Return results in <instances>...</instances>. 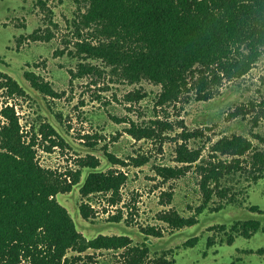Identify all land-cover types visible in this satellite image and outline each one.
I'll return each instance as SVG.
<instances>
[{
  "label": "rangeland",
  "instance_id": "obj_1",
  "mask_svg": "<svg viewBox=\"0 0 264 264\" xmlns=\"http://www.w3.org/2000/svg\"><path fill=\"white\" fill-rule=\"evenodd\" d=\"M86 10L84 0H0V73L25 91L10 94L0 80V110L14 109L22 138L35 141L40 166L57 173L81 170L83 179L90 170L82 161L90 155L98 159L97 169L126 176L115 202L111 193L82 196L79 188L58 194L57 201L85 238L127 235L131 246L149 245L148 262L165 256L171 264H195L211 250L234 244L228 253L239 257L241 264L248 260L261 264L263 257L251 259L248 253L264 251V233L244 239L231 234L230 225L264 222V177L254 182L248 173L238 174L223 183L229 188L226 198L214 195L208 200L198 165L233 158L212 157L213 143L225 136L242 135L252 142L253 149L241 158L243 165L249 164L254 149L264 150V53L241 78L200 89L193 76L178 100L160 103V85L129 82L119 68L78 54L77 43L91 38L81 22ZM25 73L34 74L52 93L33 88ZM5 123L0 114V126ZM45 125L56 134L43 136L39 129ZM143 129L152 135L138 139L131 133ZM50 138L62 139V144H53ZM183 143L200 151L196 162L177 161V148ZM107 154L122 163L112 164ZM141 159L144 164L137 165ZM158 166L186 167L185 174L166 179L156 174ZM67 179L71 181V176ZM82 203L93 210L88 219L80 217ZM174 214L195 223L174 229L162 220ZM114 216L119 222L111 221ZM146 227H155L160 236L146 235L142 231ZM230 235L233 241L227 244ZM124 251L88 249L82 256L92 255L89 264H128ZM73 255L76 252H68Z\"/></svg>",
  "mask_w": 264,
  "mask_h": 264
},
{
  "label": "trees",
  "instance_id": "obj_2",
  "mask_svg": "<svg viewBox=\"0 0 264 264\" xmlns=\"http://www.w3.org/2000/svg\"><path fill=\"white\" fill-rule=\"evenodd\" d=\"M84 1L87 10L81 22L90 29L91 38L77 43L78 54L119 68L122 78L129 82L148 80L160 85V103L178 100L193 76H197L200 89L241 78L264 53V0ZM1 74L0 80H4L10 94L25 93L11 76ZM25 78L41 93H52L34 74L25 73ZM202 97L206 99V95ZM0 114L6 120L0 126V264H89L92 255L82 256L88 249H123L128 264H171L165 256L145 261L149 245L131 246L127 235L98 234L85 238L66 208L57 201L58 194L71 192L74 185L81 183V170L57 173L41 167L36 160L35 141L22 138L14 109L6 106ZM48 127L39 129L43 136L56 134ZM131 133L138 139L152 135L145 129ZM50 140L62 144V139ZM252 149V142L242 135L225 136L213 143L212 157L219 154L233 158L198 165L202 170L200 186L208 200L214 195L226 198L229 188L223 183L238 174L246 172L254 182L264 176V150L254 149L249 164L243 165L241 158ZM107 157L112 164L122 163L113 155ZM199 158V150L188 149L186 143L178 146L179 163L191 164ZM144 162L136 160L137 165ZM98 165L94 156L83 159L82 167L90 171L79 192L82 196L111 193L115 202L126 176L112 170L101 171ZM185 168L158 166L156 174L166 179L177 178L185 174ZM91 213L88 204L79 206L82 219H88ZM119 219L111 217V221L119 222ZM162 220L174 229L195 223L177 214L163 216ZM220 228L225 229V225ZM260 229L264 227L257 220L238 221L230 227L231 234L243 236ZM142 231L160 236L155 227ZM228 240L232 241L231 235ZM188 244L194 245L195 239ZM69 251L76 255L68 256Z\"/></svg>",
  "mask_w": 264,
  "mask_h": 264
},
{
  "label": "flooded vegetation",
  "instance_id": "obj_3",
  "mask_svg": "<svg viewBox=\"0 0 264 264\" xmlns=\"http://www.w3.org/2000/svg\"><path fill=\"white\" fill-rule=\"evenodd\" d=\"M256 210H258V209L255 208L254 211H256ZM257 221H259V220H257ZM260 223H261V226L264 227V222H260ZM230 227H231V225H230ZM257 233H264V229H260L258 231L252 232L249 236H243L240 234H239V236L243 237L244 239H248ZM232 241H233V239H232ZM232 241L227 240L226 242H227V244H231ZM232 245H234V244H231V245L226 246V247L220 246L217 248V250H211L210 252L204 254L200 259H198L195 262V264H241L239 257L234 256L233 253H228V251H229L228 249H230ZM153 247H155V245H153ZM211 247H213V246H211ZM257 256L260 257V259H261V257H263V260L260 262L261 264H263L264 263V251H262L260 249V251L257 255L254 253H248V257H250L251 259L253 257L257 258ZM225 258H227V259H225ZM250 263L251 262L248 260V262L245 264H250Z\"/></svg>",
  "mask_w": 264,
  "mask_h": 264
},
{
  "label": "water",
  "instance_id": "obj_4",
  "mask_svg": "<svg viewBox=\"0 0 264 264\" xmlns=\"http://www.w3.org/2000/svg\"><path fill=\"white\" fill-rule=\"evenodd\" d=\"M87 174H88V172L86 173V175H84V177H83V179H82V181H81V183H80V184H78V185L74 186V188H73V191H75L77 188H80V187L82 186V184H83V182H84V180H85V178H86ZM63 207H64V206H63ZM78 231H79V230H78ZM148 243H150V241H149V240H148Z\"/></svg>",
  "mask_w": 264,
  "mask_h": 264
}]
</instances>
